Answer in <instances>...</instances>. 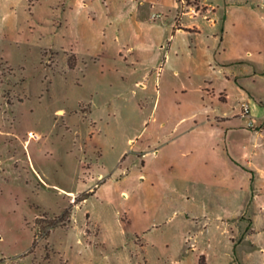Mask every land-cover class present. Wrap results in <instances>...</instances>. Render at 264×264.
I'll return each instance as SVG.
<instances>
[{
  "label": "rangeland",
  "instance_id": "374dc122",
  "mask_svg": "<svg viewBox=\"0 0 264 264\" xmlns=\"http://www.w3.org/2000/svg\"><path fill=\"white\" fill-rule=\"evenodd\" d=\"M201 1L0 0V264H264V0Z\"/></svg>",
  "mask_w": 264,
  "mask_h": 264
},
{
  "label": "crops",
  "instance_id": "0c3cea01",
  "mask_svg": "<svg viewBox=\"0 0 264 264\" xmlns=\"http://www.w3.org/2000/svg\"><path fill=\"white\" fill-rule=\"evenodd\" d=\"M153 1L159 2L162 0H153ZM170 1L172 3V0H170ZM202 3H204V2H202ZM204 5L208 6V7L206 8V11H205V14L203 15V17H205V19L208 20V25H210L212 27V36L214 38V41L212 42V46H211V51L213 52V60H211L212 58H210L208 56V58L205 61L207 62V66H209V67H211L214 64L212 69H214L215 66H218L220 69H223V72H224L226 78H228V79L232 78V77L228 76V74L236 71L235 66L230 67V69L226 72L224 67L227 64L232 63L233 65H235L234 63L236 61H241V60L242 61L246 60V61H251V62H254V61L251 59H244V58H238V57L228 60V59L221 57V51L219 50L221 47V42L228 36V30L230 28L229 24H228V17H227V14L225 12L223 15L218 16L216 13V10L212 11L211 7H213L214 5H210V4H206V3H204ZM216 9H217V7H216ZM209 11L212 13V15H211V13L210 14L208 13ZM177 22L175 23V27H174L175 30L196 31L199 34L203 28L202 25L187 26V25H184L183 23L177 25ZM176 26H180V27L176 28ZM198 36H199V39L202 38V36H200V35H198ZM221 50L223 51L224 49L222 48ZM207 53L209 55V51H207ZM218 56H219V58H218ZM244 64L251 65V64L245 63V62H244ZM209 93H212V92H209ZM221 93H220V96H221ZM220 96H219V98H220ZM221 100L226 101L227 97H226V99H221Z\"/></svg>",
  "mask_w": 264,
  "mask_h": 264
},
{
  "label": "trees",
  "instance_id": "16d2710c",
  "mask_svg": "<svg viewBox=\"0 0 264 264\" xmlns=\"http://www.w3.org/2000/svg\"><path fill=\"white\" fill-rule=\"evenodd\" d=\"M180 26H176V28H179ZM88 194L84 195L80 200H84L88 197L89 195V192H87ZM70 209L69 207L65 208L63 210V212L54 218V220L52 222L49 223V227L52 228V227H55L59 224H65L67 221H69L70 219ZM46 233H49V228L46 230Z\"/></svg>",
  "mask_w": 264,
  "mask_h": 264
},
{
  "label": "built area",
  "instance_id": "2783aa9c",
  "mask_svg": "<svg viewBox=\"0 0 264 264\" xmlns=\"http://www.w3.org/2000/svg\"><path fill=\"white\" fill-rule=\"evenodd\" d=\"M241 109L244 113L246 112H250V105H249V102L248 101H244L242 104H241Z\"/></svg>",
  "mask_w": 264,
  "mask_h": 264
}]
</instances>
